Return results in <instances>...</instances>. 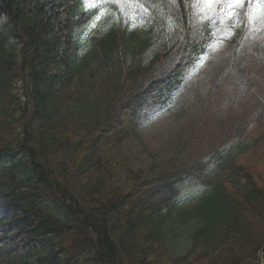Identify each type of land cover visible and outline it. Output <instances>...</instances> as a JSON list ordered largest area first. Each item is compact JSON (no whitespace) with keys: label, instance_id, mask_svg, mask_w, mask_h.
Returning <instances> with one entry per match:
<instances>
[{"label":"trees","instance_id":"trees-1","mask_svg":"<svg viewBox=\"0 0 264 264\" xmlns=\"http://www.w3.org/2000/svg\"><path fill=\"white\" fill-rule=\"evenodd\" d=\"M138 1L145 28L120 17L87 41L82 0H0V264H261L264 108L253 141L235 127L208 163L122 150L219 23L196 0ZM187 178L206 192L180 207Z\"/></svg>","mask_w":264,"mask_h":264},{"label":"rangeland","instance_id":"rangeland-1","mask_svg":"<svg viewBox=\"0 0 264 264\" xmlns=\"http://www.w3.org/2000/svg\"><path fill=\"white\" fill-rule=\"evenodd\" d=\"M149 13L138 0H100L99 10L84 25L85 38L88 41L93 31L120 17L133 28H145ZM246 13L247 7L236 26L226 16H215L219 21L215 37L181 84L164 90L161 98L150 99L140 110L138 125L122 149L134 157L135 167H160L181 149L182 155L194 153L208 163L210 151L222 146L235 127L246 128L242 143L259 135L255 115L264 108V17L249 27L243 19ZM205 16L212 17V12L196 0L195 21L200 23ZM243 21L247 26L239 32ZM179 188L180 207L195 203L206 192L193 178Z\"/></svg>","mask_w":264,"mask_h":264},{"label":"snow or ice","instance_id":"snow-or-ice-1","mask_svg":"<svg viewBox=\"0 0 264 264\" xmlns=\"http://www.w3.org/2000/svg\"><path fill=\"white\" fill-rule=\"evenodd\" d=\"M180 3L181 0H174ZM207 11L212 12V17L205 16V19H213L215 16H226L229 21H233V26L241 20V12L247 7V13L243 19L251 27L254 22L264 17V0H198ZM85 11L99 10L100 0H82ZM187 6V5H186Z\"/></svg>","mask_w":264,"mask_h":264},{"label":"water","instance_id":"water-1","mask_svg":"<svg viewBox=\"0 0 264 264\" xmlns=\"http://www.w3.org/2000/svg\"><path fill=\"white\" fill-rule=\"evenodd\" d=\"M263 252H264V249H262V251H261V253H260V256H261V264H264V260H263V257H262Z\"/></svg>","mask_w":264,"mask_h":264}]
</instances>
